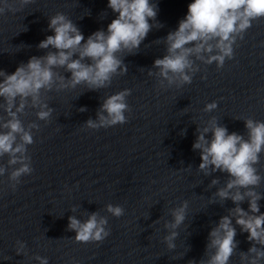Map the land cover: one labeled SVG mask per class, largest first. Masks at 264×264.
Listing matches in <instances>:
<instances>
[{
    "label": "water",
    "instance_id": "obj_1",
    "mask_svg": "<svg viewBox=\"0 0 264 264\" xmlns=\"http://www.w3.org/2000/svg\"><path fill=\"white\" fill-rule=\"evenodd\" d=\"M150 2L158 5L156 19L162 27H153L135 54H121L126 74L114 76L98 91L79 85L48 92L45 98L54 111L47 123L37 119L35 109L20 116L25 125L36 121L40 128L33 130L34 143L28 146L33 171L20 178L15 190L7 173L0 176V264H39L36 255L47 257L48 264H188L207 258L209 231L235 205L214 196L227 174L205 175L199 170V150L192 144L197 126L204 127L212 117L229 133L245 138L246 118L264 121V17L237 39L233 57L226 58L223 67L196 61L199 70L190 84L161 88L148 69L165 54L161 39L178 27L192 0ZM107 3L33 0L20 11H6L0 15V69L12 73L31 56L44 55L47 50L37 45L53 34L48 17L57 12L72 19L85 38L106 30L116 15ZM125 88L131 90L126 123L99 129L84 126L96 118L106 96ZM212 101L218 107L204 111ZM82 106L87 110L78 111ZM0 115H5L3 109ZM7 160V155L0 157V164ZM256 167L264 177V153ZM215 177L219 183L212 185ZM256 191L264 193V179ZM184 200L186 219L176 229V247L169 249L163 239L169 232L164 223ZM109 203L122 206L124 214L108 213ZM259 204L264 212V198ZM241 207L248 209L247 200ZM95 211L107 217L109 236L101 242L75 241V232L67 228L68 217L86 219ZM235 227L238 247L229 264H241L239 252H247L252 243L247 232ZM17 240L26 244L23 254L16 253Z\"/></svg>",
    "mask_w": 264,
    "mask_h": 264
},
{
    "label": "clouds",
    "instance_id": "obj_2",
    "mask_svg": "<svg viewBox=\"0 0 264 264\" xmlns=\"http://www.w3.org/2000/svg\"><path fill=\"white\" fill-rule=\"evenodd\" d=\"M32 2L0 0V15L20 11ZM107 7L116 14L115 18L106 30L98 29L87 38L65 13L57 12L48 17L47 27L53 34L37 45L47 50L45 54L31 56L12 73L0 69V109L5 113L0 115V157H8L6 165L0 164V176L7 173L13 190L22 176L33 171L28 146L34 143L33 130L40 128L36 121L25 125L20 119L26 109H35L37 119L47 123L54 111L45 98L48 92L75 89L79 85L85 86L86 91L108 87L114 76L128 71L121 54H135L153 27H162L156 19L158 5L150 0H108ZM262 17L264 0H192L178 27L161 39L166 46L165 54L154 60L148 75L157 77L161 88L190 84L193 74L199 70L196 61L207 65L215 62L218 68L223 67L225 59L233 57L237 39L242 40L252 22ZM130 94L131 90L125 88L106 96L96 111V118H89L84 126L99 129L126 123ZM217 107V102L212 101L205 105L204 111L211 112ZM86 110L83 106L78 109ZM244 123L247 138L235 131L229 133L215 117L204 127L197 126L192 148L199 150L198 168L205 175L227 174L224 185L214 196L220 202L230 199L235 206L209 231L207 258L199 262L190 260L188 264H229L238 247L235 225L241 232H247V240L252 242L247 252H239L241 264H261L264 260V212L260 211L259 204L264 193L256 191L264 179L256 167L264 153V121L246 118ZM181 134H185V130ZM218 183V177L211 181L212 185ZM245 200L247 210L241 207ZM105 207L115 217L124 214L120 205L109 203ZM187 207V200L182 201L171 209L172 219L164 223L169 232L163 239L169 249L176 247V229L185 221ZM107 224V217L95 211L88 213L86 219L70 215L67 228L75 232L77 242H101L110 234ZM16 245V253L23 254L25 242L17 240ZM35 259L39 264H48L47 257L36 255Z\"/></svg>",
    "mask_w": 264,
    "mask_h": 264
}]
</instances>
